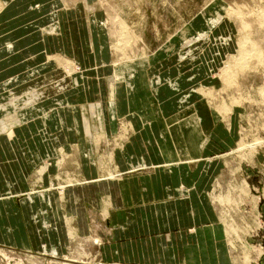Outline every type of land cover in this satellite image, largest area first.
<instances>
[{
	"label": "rangeland",
	"instance_id": "obj_1",
	"mask_svg": "<svg viewBox=\"0 0 264 264\" xmlns=\"http://www.w3.org/2000/svg\"><path fill=\"white\" fill-rule=\"evenodd\" d=\"M12 2L13 0H0V13ZM59 2L69 9L64 19L66 34L62 36L61 45L57 38L51 39L48 62L43 51L33 50L39 48L29 50L22 46L0 47V60H6L1 63L0 81H5V85L8 77L19 75L10 79L0 97V134H5L7 138L16 136L15 130L27 124L36 115L41 116L46 123L48 120L55 121L56 112L58 126L64 127L67 123L62 109L73 106L72 101L68 98H55L61 108L54 114L44 111L43 106L38 105L51 97L49 93L63 94L71 86L77 90L72 96L73 99L80 100L85 94L80 88L84 79L85 85L82 86L92 98L88 103H97L100 106L97 113L101 112L99 120L103 131L100 132V128L98 132L94 131V127L98 129L97 116L94 117V127L91 124L88 112L94 114L93 107L81 104L84 114L81 127L84 135L76 149L85 152V157L96 165H103L105 156L95 155V151L99 142L106 138L102 116L106 114L110 102L99 94L101 88L97 85V75L95 77L98 67L93 63L97 53L102 87H105L107 76L110 75L109 78L114 77L118 82V86L114 87L109 79L107 81L111 106L118 104L119 108V113H114L113 120L118 116L136 115L142 124L158 121L164 134L160 139V149L166 155L163 165L169 167L191 162L190 158L180 157L177 148L175 149L174 138L185 131L188 135L192 134L196 143L200 137L199 142L201 146L204 145L206 136L201 130L202 119L196 104L184 105L179 113L167 118L162 113L156 96L157 89L153 85L156 82L160 85L161 77L151 79L148 71L162 54L170 55L178 51L177 56L182 54L181 58H186L193 54L191 50L194 48L196 56L206 52L205 55L209 54L215 61L208 71L209 83L194 82L182 95L181 102L186 103L189 97L199 95L206 106L211 108L215 118L224 119L234 113L233 130H240V136L237 145L222 154L225 170L215 182L211 201L225 226V236L234 264H259L264 251V214L259 209V197L264 201V175L259 174V188L254 190L257 180H251L248 168L252 166L255 152L264 145V0ZM51 15L54 19L57 18L56 10H53ZM3 17H6V14ZM11 18H14V15ZM21 24L13 23L15 27H20ZM60 28V23L58 25V22H51L43 31L58 34L61 32ZM32 51H35V60L24 61ZM10 55L15 61L7 58ZM110 62L114 71L108 66ZM11 82L25 87L24 92L12 94L15 91L14 87H10ZM169 82L173 89L180 91L177 81ZM6 86L10 88L6 89ZM7 90L11 93L2 100L5 94H8ZM10 106L13 110L8 109ZM30 108L35 111L30 112ZM67 118L70 122L71 115ZM78 130V127L70 128L72 132H79ZM132 130L136 131L132 120L128 122L126 119H118L114 136L108 142L101 143V152L109 156L113 149L122 148ZM39 134L48 135L47 127L42 128ZM61 134L71 135L65 130L61 131ZM55 144L58 147L62 143ZM67 159L60 157L38 166L34 176L35 181L39 180L36 182L37 189H33L31 193L44 197V187L40 181L51 163H55L57 171L53 174L52 184L45 190H54L63 195L65 189L84 182L80 165L68 167ZM110 161L113 162V155H110ZM116 172L118 169L110 172L105 178H118ZM94 212L96 213L95 210ZM260 212L263 215V223L258 217ZM99 222L94 216V227H98ZM101 229L98 230L99 233L102 232ZM70 234V247L65 255L57 256L53 253L48 256L0 247V264H105L101 260L98 244L95 245L85 238L80 239L73 228L70 229ZM94 242L98 243L99 239L94 238Z\"/></svg>",
	"mask_w": 264,
	"mask_h": 264
},
{
	"label": "crops",
	"instance_id": "obj_2",
	"mask_svg": "<svg viewBox=\"0 0 264 264\" xmlns=\"http://www.w3.org/2000/svg\"><path fill=\"white\" fill-rule=\"evenodd\" d=\"M59 5L63 7L59 0H13L0 13V47L39 48L33 50L43 51L47 59V54L51 52L48 48L51 39L57 38L61 45L62 36L66 34L64 19L69 9ZM53 10L57 13L55 19L51 15ZM4 14L6 17L2 18ZM12 15L14 18H11ZM14 22L22 24L15 27ZM51 22L60 23L61 32H44L43 28L51 25ZM194 50L186 58H181L182 54L177 56L178 51L170 55L162 54L148 71L151 79L161 77L162 83L153 85L157 89L156 96L162 113L167 118L179 113L184 105L196 104L202 119L201 130L206 136L204 145L201 146L200 137L196 143L192 134L188 135L185 131L174 138L180 157L190 158L191 162L169 167L163 165L166 155L160 149V139L164 134L158 121L142 124L136 115L118 116L113 120L119 108L118 104L111 106L107 84L111 75L107 76L103 92L97 53L93 63L98 67L95 77L97 75V85L101 88L99 94L110 102L106 114L102 116L106 138L99 142L95 151V155L105 156L103 165H96L85 157V152L76 149L84 135L81 104L93 107L94 114L87 112L93 127L94 117L98 118V129L94 127V131L98 132L101 124V112L98 110L97 113L99 105L96 103V108L94 103H88L92 98L83 87L84 79L80 88L85 94L80 100L73 99L77 90L71 86L63 94L50 91L51 97L38 105L54 114L61 108L55 98L72 101L73 106L62 109L67 123L64 127L58 126L56 112L55 121L48 120L47 123L36 115L15 130V138L9 137L13 140L0 134V247L48 256L53 253L65 255L72 237L70 229L73 228L80 239L85 238L99 245L100 257L105 264H234L225 226L211 201V191L225 170L222 154L237 145L240 130H233L234 113L224 119L215 118L211 108L199 95L189 97L186 103L181 102L182 95L194 82L209 81L208 71L215 63L209 54L205 55L206 52L196 56ZM33 52L24 61L35 60L36 54ZM7 58L15 61L12 55ZM3 61L0 60V69ZM111 64L108 66L114 71ZM16 76L19 77L14 74L8 77L6 84ZM169 80L177 81L180 91L173 89L168 84ZM3 83L5 81H0V97L6 85ZM11 84L16 94L24 92L25 87ZM94 97L97 98L95 94ZM8 109L13 110L12 107ZM28 110L35 111L31 108ZM69 114L70 122L67 118ZM121 118L128 122L132 120L136 131L132 130L122 148L113 149L106 156L100 150L101 143L108 142L114 136L118 119ZM45 127L48 135L39 134ZM71 127H78L79 132L70 131ZM63 130L71 135L61 134ZM55 143L62 144L56 147ZM260 148L255 152L251 168H248L251 180H257L256 186L259 184V174L264 175V145ZM110 155H113V162ZM60 157L68 158V167L80 165L85 181L65 189L63 195L54 190H45L52 184L53 174L57 171L55 163H51L40 181L44 187V197L31 193L37 189L36 182L39 181L34 179L36 168ZM117 169L118 178H105ZM120 173L122 175H118ZM259 209L264 214L261 197ZM94 216L100 221L98 227H94ZM94 238L99 242L95 243ZM259 264H264V251Z\"/></svg>",
	"mask_w": 264,
	"mask_h": 264
},
{
	"label": "bare ground",
	"instance_id": "obj_3",
	"mask_svg": "<svg viewBox=\"0 0 264 264\" xmlns=\"http://www.w3.org/2000/svg\"><path fill=\"white\" fill-rule=\"evenodd\" d=\"M257 53V52H256ZM261 56V55H260ZM242 66V65H241ZM243 67V66H242ZM83 82V81H82ZM109 82H110V84L111 85H113L114 87H117L118 86V82L116 81V80H114V77H111V78H109ZM6 89H9V87H7L6 86ZM8 92V94H5V96H4V98L2 99V100H4L6 97H7V95H9V93H11V91L9 92V90H7ZM15 92H13L12 94H14ZM1 104V103H0ZM11 107V106H10ZM67 260H69V259H67ZM73 261H76V260H73Z\"/></svg>",
	"mask_w": 264,
	"mask_h": 264
},
{
	"label": "built area",
	"instance_id": "obj_4",
	"mask_svg": "<svg viewBox=\"0 0 264 264\" xmlns=\"http://www.w3.org/2000/svg\"><path fill=\"white\" fill-rule=\"evenodd\" d=\"M253 189H254V190H257V189H258V186L253 187ZM258 217H259L260 222L263 223V220H262V219H263V215L261 214V212L259 213V216H258ZM262 225H263V224H262Z\"/></svg>",
	"mask_w": 264,
	"mask_h": 264
}]
</instances>
